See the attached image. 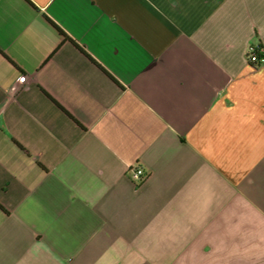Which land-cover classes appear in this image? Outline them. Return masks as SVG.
Here are the masks:
<instances>
[{
  "label": "crops",
  "instance_id": "1",
  "mask_svg": "<svg viewBox=\"0 0 264 264\" xmlns=\"http://www.w3.org/2000/svg\"><path fill=\"white\" fill-rule=\"evenodd\" d=\"M258 44L264 0H0V264H264Z\"/></svg>",
  "mask_w": 264,
  "mask_h": 264
},
{
  "label": "built area",
  "instance_id": "2",
  "mask_svg": "<svg viewBox=\"0 0 264 264\" xmlns=\"http://www.w3.org/2000/svg\"><path fill=\"white\" fill-rule=\"evenodd\" d=\"M255 47H256V45L251 46L248 49L247 59H248V64L253 69H259V68L264 66V59H262L259 62L258 66H253L252 65V64H255V63L258 62V59H257V56H256L257 51H256ZM21 81H24V78H22ZM128 173H129L130 179L138 186L142 185L146 181V179L148 177V174L146 173V171L140 166L131 167L128 170Z\"/></svg>",
  "mask_w": 264,
  "mask_h": 264
},
{
  "label": "trees",
  "instance_id": "3",
  "mask_svg": "<svg viewBox=\"0 0 264 264\" xmlns=\"http://www.w3.org/2000/svg\"><path fill=\"white\" fill-rule=\"evenodd\" d=\"M256 51H257V59H258V62L255 63V64H252L253 66H258L259 65V62L264 59V47L261 45V44H258L256 45L255 47Z\"/></svg>",
  "mask_w": 264,
  "mask_h": 264
}]
</instances>
